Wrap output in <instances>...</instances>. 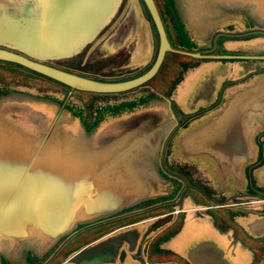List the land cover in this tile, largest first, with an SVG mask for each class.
<instances>
[{
    "label": "flooded vegetation",
    "instance_id": "flooded-vegetation-1",
    "mask_svg": "<svg viewBox=\"0 0 264 264\" xmlns=\"http://www.w3.org/2000/svg\"><path fill=\"white\" fill-rule=\"evenodd\" d=\"M154 1L171 46L182 52L166 54L151 79L164 74L159 88L149 81L145 88L119 94L79 91L0 61L54 84L47 101L14 98L0 86V121L40 139L55 132L93 135V149L107 154L84 160L62 155L56 165H37L39 171L30 179L44 200L59 197L65 208L58 216L62 227L54 240L33 228L31 217L40 213L38 207H6L1 224L14 237L0 249V264H76L72 259L80 250L126 232L133 247L122 241L113 253L94 254L79 264H264V28L243 14L205 17L196 0ZM118 13L100 29L99 38L94 33L79 48L36 61L96 80L138 77L151 67L159 35L144 0H123ZM22 16L43 20L41 12ZM15 21L6 19L9 25ZM120 21L121 30L116 29ZM5 30L0 29V48L27 57L20 50L27 46ZM31 31L28 27V37ZM210 55L226 58L205 59ZM169 56L177 58L171 67ZM215 95H220L217 100ZM229 100L243 116L231 126L237 140L225 141L217 121ZM30 105L52 116L33 131L22 123ZM7 144L29 153L20 141L0 137V146ZM226 144L238 151L226 154ZM111 151L115 155H108ZM28 159L0 156L21 170L30 166ZM14 186V194L24 193L25 187ZM31 192L28 188L26 194ZM87 192L92 196L81 206L78 196ZM98 192L106 201L112 195L121 202L130 195L137 199L96 216ZM48 209L41 211L47 215Z\"/></svg>",
    "mask_w": 264,
    "mask_h": 264
},
{
    "label": "water",
    "instance_id": "water-1",
    "mask_svg": "<svg viewBox=\"0 0 264 264\" xmlns=\"http://www.w3.org/2000/svg\"><path fill=\"white\" fill-rule=\"evenodd\" d=\"M122 1L123 0H0V29H7L5 30V35L14 36L17 42L27 46V48L23 47L20 50L28 55L26 57L16 52L0 48V61L18 64L62 83L71 89L79 91L99 94H119L136 88H145V86H147L146 84L157 74L168 52L182 53L171 46L164 23L154 0H144V2L150 13L152 22L155 24L160 44L157 48L156 56L151 67L138 77L120 81L96 80L36 61L45 59L44 57L46 56L43 55H59L79 48L85 44L94 33V36L97 35L99 38L101 33L104 32V30L100 31V29L107 24L112 16H117L119 14L118 12ZM196 1L200 11L205 17H216L225 13H239L245 15L258 26L264 28V0ZM30 12L43 13V20L29 21L25 16H22L23 14H28ZM9 16L17 19V21L13 22V25H9V23L6 22V19L9 18ZM48 20H50L51 23L48 24ZM144 21L148 24L146 20ZM28 27L32 30V36L30 37H28V33L26 32ZM10 28L11 30L14 29L15 32L10 33ZM45 29L48 31L45 32ZM117 44L118 43L115 42V46H117ZM210 52H214V50L209 51V53ZM193 56L204 59V55L193 54ZM225 58L226 56L223 55H210L205 57V59L214 61ZM234 58L245 59L247 57L237 56ZM211 65L209 64L208 66ZM7 95H11V97L13 96L14 98H24L27 96L31 100L35 99L37 101L48 100L47 97H37L18 91L9 92ZM1 101L2 99L0 102ZM227 104L224 113L218 118L219 120L217 119V124H220L223 132L220 137H223L225 141L237 140V131L236 133L232 132L231 126L237 125L241 122L239 118L241 115L243 116V113L242 111L239 113L240 110L238 109L237 104L236 107H230L232 105L230 100L227 101ZM203 116L204 115L196 117L193 121L199 120ZM0 137L5 140H18L25 145V147L29 148V153L26 154L18 149L20 147L15 148L8 144L2 145L0 146V156H28V160H30V166L24 170L16 167V162L14 160H0V249L6 245L4 242L11 240L10 238L14 237V233L7 231V228H4L5 226L1 224L4 222L3 219L5 220L4 215L7 211L6 207H13L24 203L33 204V206L38 207L36 212H40L33 214L31 217V223L35 225L33 228L42 231L44 233L42 235H48V237L55 240L62 227V223L59 222L58 216L60 210L64 212L65 208H60L61 202L59 197L54 199L49 198L47 195V199L44 200L45 195L35 190V188L38 187L35 186L36 184L34 183V180L30 179V177H33L32 175L39 171L37 165H56L62 155H70L71 157L76 156L84 160L87 156L106 157L107 154L97 152L93 149L91 146L93 135H82V137L76 138L62 132H55L48 139H40L16 126L0 121ZM213 138L214 137L212 136L211 139ZM70 150H74V152H70ZM222 150L226 154L232 155L238 151L235 146H230L229 144L223 145ZM108 155L113 156L115 155V152L111 151ZM262 175H264V171L262 172ZM17 179L22 183L23 179H25L26 185H22L21 182L18 184ZM15 181L17 182L14 186L13 183ZM29 182L30 186H28ZM13 186L17 188L25 187L27 189L24 188L23 194H20V191H16L14 194ZM28 188L32 191L31 195L26 194ZM92 193L88 194L87 192L86 194H81L82 196H78L80 197L79 204L85 206V197L88 199V197L92 196ZM81 197H83L84 202L81 200ZM134 197L133 195L126 198L124 197L121 202L122 198L120 196L112 195L109 200L106 201V198L108 197L99 195L98 192L96 194L97 209L93 210V212H95L93 214L97 216L106 211H114L121 203L126 204L128 202L133 204L137 199ZM110 200L111 202H109ZM75 201L77 202V199ZM41 208H49L46 212L47 215L42 213ZM86 214L89 216L90 212H87ZM44 220H48V225L35 223ZM126 233L119 237H110L96 245L80 250V252L73 257L72 262L79 264L81 259H88L94 256V254L113 253L117 250L118 245L122 241L123 243L130 244V247H133L131 241L126 237ZM15 236L18 235L15 234Z\"/></svg>",
    "mask_w": 264,
    "mask_h": 264
},
{
    "label": "rangeland",
    "instance_id": "rangeland-1",
    "mask_svg": "<svg viewBox=\"0 0 264 264\" xmlns=\"http://www.w3.org/2000/svg\"><path fill=\"white\" fill-rule=\"evenodd\" d=\"M121 21L118 23L116 29L121 30V28L123 27ZM176 59L177 58L174 56L168 57L167 62L169 64V67L173 66L172 63ZM162 77H165L164 74H162L157 80L151 81L149 85H153L156 88H159L158 86L162 84L161 82L162 80H160L163 79ZM168 79L169 78L167 76L166 82L168 81ZM164 83L165 80L163 84ZM0 86L1 87L4 86V88H7V90H9L10 92L18 91L21 93L31 94L37 97H47L46 93L52 92L50 89L54 87V84L40 77L37 78L34 75L31 77L30 73L25 72V70L22 68H18V67H15V69L8 68L3 64H0ZM27 107L30 110L27 113H25L26 114L25 116H23L22 123L28 130H32V131L35 130L36 129L35 125H39V123L45 125L46 123H48L49 121L48 119L52 117L50 111H46L43 108H37L36 106H31V105ZM197 225L200 226V224Z\"/></svg>",
    "mask_w": 264,
    "mask_h": 264
},
{
    "label": "crops",
    "instance_id": "crops-1",
    "mask_svg": "<svg viewBox=\"0 0 264 264\" xmlns=\"http://www.w3.org/2000/svg\"><path fill=\"white\" fill-rule=\"evenodd\" d=\"M210 65H211V64H210ZM215 97H216V100H217V98H218V95H215ZM215 97H214V98H215ZM211 117H212V116H211Z\"/></svg>",
    "mask_w": 264,
    "mask_h": 264
}]
</instances>
